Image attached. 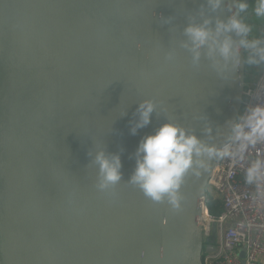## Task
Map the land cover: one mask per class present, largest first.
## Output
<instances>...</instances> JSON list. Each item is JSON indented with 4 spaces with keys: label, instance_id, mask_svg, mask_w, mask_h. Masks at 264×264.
I'll return each mask as SVG.
<instances>
[{
    "label": "water",
    "instance_id": "obj_1",
    "mask_svg": "<svg viewBox=\"0 0 264 264\" xmlns=\"http://www.w3.org/2000/svg\"><path fill=\"white\" fill-rule=\"evenodd\" d=\"M237 0H0V264H48L35 154L41 135L64 264H203L206 185L249 85L239 63L194 58L184 29L227 20ZM237 15L264 32L253 8ZM235 42L240 37L226 33ZM263 41V39H261ZM155 105L132 128L138 107ZM173 122L215 151L193 153L176 190L156 201L131 177L145 135ZM119 156L104 187L96 154Z\"/></svg>",
    "mask_w": 264,
    "mask_h": 264
},
{
    "label": "clouds",
    "instance_id": "obj_2",
    "mask_svg": "<svg viewBox=\"0 0 264 264\" xmlns=\"http://www.w3.org/2000/svg\"><path fill=\"white\" fill-rule=\"evenodd\" d=\"M222 0H208V6L216 10L221 6ZM237 12H246L249 8L247 0H237ZM237 12L232 13L227 20L217 19L214 28H210V18H205L202 23H190L184 29L192 44L194 58L200 56V49L207 47L208 55H219L225 61L235 59L239 63V50L243 47L250 51L248 63L258 64L264 61V41L260 39L249 40L251 31ZM256 17L264 18V0H256L253 5ZM235 33L240 37L235 42L230 35ZM155 105L150 100L143 101L138 107L139 119L132 128L135 134L138 128L146 126L151 119ZM246 125L249 129L244 132L243 126H235L236 138L255 142L257 137H264V107H255L247 117ZM215 151L211 147H205L194 134H188L185 129L173 122H165L155 132L145 135L137 148V162L135 171L131 177L132 182L139 185L144 193L153 200L159 201L168 195L174 207H178L176 190L179 188L182 178L192 165L193 153ZM102 174V187L114 184L121 178V162L119 156L109 158L103 151L95 157ZM258 172V166L249 169L248 178L251 180Z\"/></svg>",
    "mask_w": 264,
    "mask_h": 264
},
{
    "label": "built area",
    "instance_id": "obj_3",
    "mask_svg": "<svg viewBox=\"0 0 264 264\" xmlns=\"http://www.w3.org/2000/svg\"><path fill=\"white\" fill-rule=\"evenodd\" d=\"M238 119L227 143L221 148L206 185L201 223L204 240L211 238L216 224L215 251L204 253L203 264H261L264 259V137L255 142L236 138L235 126L249 129L247 117L257 107H264V61L259 77L245 90ZM258 166L251 180L249 169ZM207 196L220 198L222 212L211 215ZM242 249L243 259L238 255Z\"/></svg>",
    "mask_w": 264,
    "mask_h": 264
},
{
    "label": "bare ground",
    "instance_id": "obj_4",
    "mask_svg": "<svg viewBox=\"0 0 264 264\" xmlns=\"http://www.w3.org/2000/svg\"><path fill=\"white\" fill-rule=\"evenodd\" d=\"M38 195L41 204L42 224L45 236L48 264H64L60 247L57 206L52 199L48 167L43 155L41 135H38L35 154Z\"/></svg>",
    "mask_w": 264,
    "mask_h": 264
},
{
    "label": "rangeland",
    "instance_id": "obj_5",
    "mask_svg": "<svg viewBox=\"0 0 264 264\" xmlns=\"http://www.w3.org/2000/svg\"><path fill=\"white\" fill-rule=\"evenodd\" d=\"M256 0H250L249 3V8L248 11L253 8V5L255 4ZM251 29V31L248 34V39L251 40H256L259 39L258 32L256 29V24L254 23L253 20H249L247 23ZM250 55V51L247 50L245 54V70H246V76L245 78L248 79L249 84H252L254 80H256L259 75L262 72V61H260L258 64H250L248 63V57Z\"/></svg>",
    "mask_w": 264,
    "mask_h": 264
},
{
    "label": "trees",
    "instance_id": "obj_6",
    "mask_svg": "<svg viewBox=\"0 0 264 264\" xmlns=\"http://www.w3.org/2000/svg\"><path fill=\"white\" fill-rule=\"evenodd\" d=\"M207 206L211 215L217 216L222 212V202L218 197L207 196Z\"/></svg>",
    "mask_w": 264,
    "mask_h": 264
},
{
    "label": "crops",
    "instance_id": "obj_7",
    "mask_svg": "<svg viewBox=\"0 0 264 264\" xmlns=\"http://www.w3.org/2000/svg\"><path fill=\"white\" fill-rule=\"evenodd\" d=\"M263 244H264V236H263ZM243 252L244 251L242 249H239V251H238V255L241 257V259H243ZM261 264H264V259L263 258L261 259Z\"/></svg>",
    "mask_w": 264,
    "mask_h": 264
},
{
    "label": "flooded vegetation",
    "instance_id": "obj_8",
    "mask_svg": "<svg viewBox=\"0 0 264 264\" xmlns=\"http://www.w3.org/2000/svg\"><path fill=\"white\" fill-rule=\"evenodd\" d=\"M250 0H247V2H249ZM259 27L257 26V24H256V29H257V32H258V36H259V39L261 40V39H263V41H264V32L261 34V33H259V29H258Z\"/></svg>",
    "mask_w": 264,
    "mask_h": 264
}]
</instances>
